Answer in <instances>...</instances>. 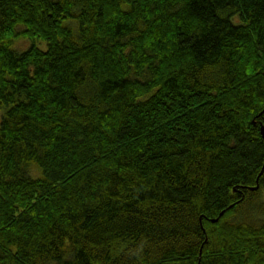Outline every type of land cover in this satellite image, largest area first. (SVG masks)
I'll list each match as a JSON object with an SVG mask.
<instances>
[{
	"label": "trees",
	"instance_id": "trees-1",
	"mask_svg": "<svg viewBox=\"0 0 264 264\" xmlns=\"http://www.w3.org/2000/svg\"><path fill=\"white\" fill-rule=\"evenodd\" d=\"M0 109V264H264V0H0Z\"/></svg>",
	"mask_w": 264,
	"mask_h": 264
},
{
	"label": "rangeland",
	"instance_id": "rangeland-1",
	"mask_svg": "<svg viewBox=\"0 0 264 264\" xmlns=\"http://www.w3.org/2000/svg\"><path fill=\"white\" fill-rule=\"evenodd\" d=\"M30 45H31V41L29 39L19 38V39H15L13 43V48L16 50L22 51V50L27 49ZM37 46H39L42 49L47 48V44L44 41L37 42ZM1 116H2V111L0 109V120H1ZM262 195L264 198V189H263Z\"/></svg>",
	"mask_w": 264,
	"mask_h": 264
},
{
	"label": "water",
	"instance_id": "water-1",
	"mask_svg": "<svg viewBox=\"0 0 264 264\" xmlns=\"http://www.w3.org/2000/svg\"><path fill=\"white\" fill-rule=\"evenodd\" d=\"M262 134H263V137H264V125L262 126ZM259 187V184H257L253 189H257Z\"/></svg>",
	"mask_w": 264,
	"mask_h": 264
},
{
	"label": "snow or ice",
	"instance_id": "snow-or-ice-1",
	"mask_svg": "<svg viewBox=\"0 0 264 264\" xmlns=\"http://www.w3.org/2000/svg\"><path fill=\"white\" fill-rule=\"evenodd\" d=\"M262 121H264V116L259 117Z\"/></svg>",
	"mask_w": 264,
	"mask_h": 264
}]
</instances>
